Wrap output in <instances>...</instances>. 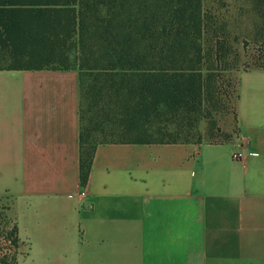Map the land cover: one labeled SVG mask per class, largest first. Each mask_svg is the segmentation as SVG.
<instances>
[{
    "label": "crops",
    "instance_id": "0c3cea01",
    "mask_svg": "<svg viewBox=\"0 0 264 264\" xmlns=\"http://www.w3.org/2000/svg\"><path fill=\"white\" fill-rule=\"evenodd\" d=\"M238 77L239 138L100 144L80 197L79 71L0 70L18 264H264V67Z\"/></svg>",
    "mask_w": 264,
    "mask_h": 264
},
{
    "label": "trees",
    "instance_id": "16d2710c",
    "mask_svg": "<svg viewBox=\"0 0 264 264\" xmlns=\"http://www.w3.org/2000/svg\"><path fill=\"white\" fill-rule=\"evenodd\" d=\"M212 8L210 0H0V70L79 71L85 186L100 144L236 140L213 116L229 33ZM9 208L0 206V250L5 240L12 252L0 264H18L21 253Z\"/></svg>",
    "mask_w": 264,
    "mask_h": 264
},
{
    "label": "rangeland",
    "instance_id": "374dc122",
    "mask_svg": "<svg viewBox=\"0 0 264 264\" xmlns=\"http://www.w3.org/2000/svg\"><path fill=\"white\" fill-rule=\"evenodd\" d=\"M222 1L227 5L223 6ZM210 3L218 19L226 21V31L229 33L225 36V60L217 71L222 102L218 109L213 110V116L222 131L237 139L240 137V127L233 102L238 70L264 66V8L258 12L254 10L253 3L250 5L247 0H210ZM205 125L208 124L200 123L201 131H205ZM9 202L4 197L0 206L4 207Z\"/></svg>",
    "mask_w": 264,
    "mask_h": 264
},
{
    "label": "built area",
    "instance_id": "2783aa9c",
    "mask_svg": "<svg viewBox=\"0 0 264 264\" xmlns=\"http://www.w3.org/2000/svg\"><path fill=\"white\" fill-rule=\"evenodd\" d=\"M243 143L240 142L238 147L233 151V158L234 159H242L244 156V151H243ZM87 195V191L85 187L83 186L82 189L79 192L80 197H85ZM89 207H92V204L89 205ZM1 245L3 246L2 250H0V256L7 252H11V248H9V242L2 240Z\"/></svg>",
    "mask_w": 264,
    "mask_h": 264
}]
</instances>
